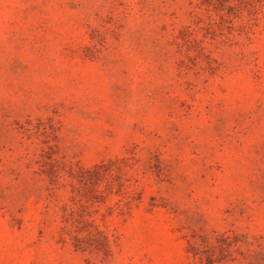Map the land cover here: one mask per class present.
I'll use <instances>...</instances> for the list:
<instances>
[{"label":"rangeland","instance_id":"obj_1","mask_svg":"<svg viewBox=\"0 0 264 264\" xmlns=\"http://www.w3.org/2000/svg\"><path fill=\"white\" fill-rule=\"evenodd\" d=\"M0 264H264V0H0Z\"/></svg>","mask_w":264,"mask_h":264}]
</instances>
